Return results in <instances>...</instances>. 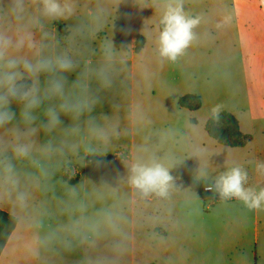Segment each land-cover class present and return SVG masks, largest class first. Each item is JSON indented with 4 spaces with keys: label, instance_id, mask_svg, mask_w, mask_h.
I'll return each instance as SVG.
<instances>
[{
    "label": "crops",
    "instance_id": "0c3cea01",
    "mask_svg": "<svg viewBox=\"0 0 264 264\" xmlns=\"http://www.w3.org/2000/svg\"><path fill=\"white\" fill-rule=\"evenodd\" d=\"M185 3L194 9L190 15H203L206 23L196 30L201 39L176 62L174 78L144 79L140 91L147 94L140 97L136 95V79H124L120 70L122 79H117L112 88L97 90L98 86L92 85L93 94L99 100L92 112L81 119L82 132L74 138L79 151H67L63 156L54 157L51 161L54 172L50 178L31 179L24 185L30 195L29 207L20 214L22 222L9 238L0 264H85L88 257L111 256L109 244L114 237L110 235L101 239L96 249L74 241L73 249L68 251L61 243L72 239L74 227L79 225L84 229L90 222L101 220L107 210L123 214L128 221L125 229L130 236L128 251L119 264H214V256L199 253L196 241L184 235L183 225L172 211L166 209V215L156 224L137 220V206L142 204V199L127 183L128 168L135 161L137 146L145 143L143 132L151 126H162L175 140L195 145L202 142L197 135L201 125L204 140H214L205 129L214 107L234 114L242 132L252 136L245 147L232 148L250 149L254 145V154L251 155L250 150L249 158L244 161L246 168L249 169V162L254 166L264 162V0H188ZM225 15L232 17L231 24L217 30L216 22ZM63 30L64 27H59L60 33ZM206 32L211 33L210 38L203 36ZM137 35L134 33V48ZM92 47L98 49L97 44ZM98 59L97 52L88 62L95 63ZM74 78L72 74L70 80ZM119 82L124 84L122 92L116 87ZM187 94L198 95L202 106L192 111L178 104L189 113V123L183 126L168 112L165 102L172 97L178 103L179 98ZM13 109L19 112L16 104ZM89 117L109 134L106 143L88 133L83 122ZM61 119L65 127L73 123L70 117ZM46 139L48 137L41 133V142ZM89 145L96 150L87 152ZM117 145L118 151H114L115 158L111 160L107 149ZM97 160L102 163L97 164ZM67 164L75 168L74 177L83 176L82 181L71 185L64 180ZM254 177L255 187H264V176L254 171ZM73 190L75 195L71 194ZM0 209L17 214L7 196L0 199ZM255 224L256 264H264V209L255 210ZM48 235L54 239L41 246L38 258L25 253L26 245L39 244ZM152 240H157L158 244H153Z\"/></svg>",
    "mask_w": 264,
    "mask_h": 264
},
{
    "label": "clouds",
    "instance_id": "9594fccd",
    "mask_svg": "<svg viewBox=\"0 0 264 264\" xmlns=\"http://www.w3.org/2000/svg\"><path fill=\"white\" fill-rule=\"evenodd\" d=\"M141 7H154L161 13L156 47L161 63H176L201 39L196 30L206 19L203 15L188 14L184 0H142ZM109 15L102 0H88L87 4L83 0H0V199H11L17 213L12 216L14 223L22 222L20 214L29 207L30 195L24 185L31 179L50 178L54 157L79 151L74 138L82 132L81 119L92 112L99 100L92 85L95 83L97 90L112 88L119 77L118 65L127 61L112 38L103 39L98 49L92 47ZM61 21L65 22L63 33L55 32L54 25ZM231 22L232 17L225 15L215 27L223 29ZM203 36L210 38L211 33ZM97 52L99 59L89 63ZM72 74L75 78L70 80ZM143 75L147 77L146 72ZM13 104L19 107L18 113ZM220 113L218 107L212 109L216 123ZM62 116L70 117L73 123L65 127ZM83 123L97 140H109V134L93 118ZM41 133L48 139L41 142ZM85 150L91 153L96 149L89 145ZM23 161L37 173L21 172L17 162ZM168 161L155 157L136 159L128 168V185L141 199L153 195L168 198L175 187L171 157ZM254 171L264 176V162L256 163ZM206 175L202 170L200 176ZM249 180L248 169L234 164L208 183L205 191L213 192L222 201L235 200L248 210L264 209V187L250 186ZM71 194L75 195L74 190ZM127 223L123 214L107 210L101 220L90 222L84 229L74 227L72 239L61 243L68 251L73 249L74 241L96 249L99 241L110 235L114 237L109 244L112 255L88 257L85 264H119L128 251ZM53 239L51 235L45 236L39 244L26 245L24 251L38 258L41 246Z\"/></svg>",
    "mask_w": 264,
    "mask_h": 264
},
{
    "label": "rangeland",
    "instance_id": "374dc122",
    "mask_svg": "<svg viewBox=\"0 0 264 264\" xmlns=\"http://www.w3.org/2000/svg\"><path fill=\"white\" fill-rule=\"evenodd\" d=\"M187 1L184 0V7L190 14L194 9L189 3H185ZM83 2L87 4L88 0ZM141 2L142 0H102L110 15L103 30L92 41V45L99 46L103 39L112 38L117 50L127 56L126 63L118 65V70L124 74V79H136L137 97L147 94L140 91L143 90L144 79H172L177 65L161 63L156 52L161 13L154 7L142 8ZM147 2L150 3V0ZM86 12L87 8L84 10L85 14ZM64 24V21L56 23L53 30L60 33L59 27H64ZM134 33L147 38L146 47L140 54L133 52ZM151 65L154 66L153 69L150 68ZM145 72L147 77L143 75ZM117 79H122V76ZM116 87L122 92L124 84L119 82ZM165 108L183 126L188 125V111L181 109L172 97L166 100ZM202 131L204 127L200 125L197 135L202 142L195 145L175 140L162 126H151L143 132L145 143L135 149V160L155 157L169 162L168 158L171 157V174L175 177V187L170 190L168 198L153 195L147 200L142 199V204L137 206V220L145 224H156L168 209L183 225L184 235L196 241L199 253L214 256V264H256L255 210H248L235 200L222 201L218 196L214 197L213 192L205 191V186L227 167L234 164L246 167L244 161L250 150L251 155L254 154V145L250 149L223 147L214 140H204ZM117 149L118 145L107 149L111 160H114V151H118ZM17 167L21 172L37 171L27 161L17 162ZM248 167L249 184L255 187L254 164L249 162ZM202 170L206 171V177L200 176ZM152 243L158 244V241L152 240Z\"/></svg>",
    "mask_w": 264,
    "mask_h": 264
},
{
    "label": "trees",
    "instance_id": "16d2710c",
    "mask_svg": "<svg viewBox=\"0 0 264 264\" xmlns=\"http://www.w3.org/2000/svg\"><path fill=\"white\" fill-rule=\"evenodd\" d=\"M161 27L159 25V30ZM145 45L146 37L140 34L137 35L134 48L135 53H140ZM178 104L182 108L194 111L201 108L202 100L198 95L187 94L179 98ZM192 122L195 123L196 120L192 119ZM205 129L211 138L226 147H245L252 139L251 135L242 132L238 118L228 111H221L219 123H216L211 116L206 123ZM74 169L69 164L64 167V180L71 185L83 180V176L80 174L74 177ZM76 170L83 171L81 167H76ZM12 216L0 209V256L17 226V223L13 222Z\"/></svg>",
    "mask_w": 264,
    "mask_h": 264
}]
</instances>
